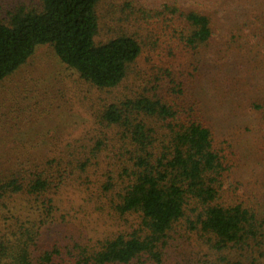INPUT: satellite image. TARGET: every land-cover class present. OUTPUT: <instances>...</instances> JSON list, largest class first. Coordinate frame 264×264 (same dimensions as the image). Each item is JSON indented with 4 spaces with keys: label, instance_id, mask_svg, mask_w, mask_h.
Masks as SVG:
<instances>
[{
    "label": "trees",
    "instance_id": "1",
    "mask_svg": "<svg viewBox=\"0 0 264 264\" xmlns=\"http://www.w3.org/2000/svg\"><path fill=\"white\" fill-rule=\"evenodd\" d=\"M100 1L38 0L40 8L19 7L9 14L8 23L0 19V82L38 46L49 44L61 62L91 86L117 88L142 47L125 34L96 43ZM240 1L226 49L249 66L248 78L261 73L258 80L264 83V0ZM184 17L189 45H207L214 32L210 17L198 11ZM171 83L179 92L181 84ZM254 105L261 108L263 103ZM197 114L191 105L180 106L147 91L104 107L100 120L117 130L126 157L127 184L115 208L121 214H137L140 223L134 232L114 235L92 251L79 246L84 250L76 264H161L168 232L188 214L193 218H188L190 226L213 236L220 251L247 250L257 241L263 222L254 209L224 200L223 158L211 127ZM55 143H32L31 149L24 147L2 164L0 264L64 260L56 244L49 248L43 243L44 233L64 212V201L56 194L70 174L87 168L104 142L97 140L92 149L78 145L69 154ZM11 151H20L19 145Z\"/></svg>",
    "mask_w": 264,
    "mask_h": 264
},
{
    "label": "rangeland",
    "instance_id": "2",
    "mask_svg": "<svg viewBox=\"0 0 264 264\" xmlns=\"http://www.w3.org/2000/svg\"><path fill=\"white\" fill-rule=\"evenodd\" d=\"M240 5V0H101L96 43L125 34L142 47L117 88L91 86L49 44L38 46L0 82V173L8 157L31 149L32 143L56 141L69 154L78 145L92 149L97 140L104 142L87 168L70 174L56 194L64 201V212L44 233L43 243L60 248L64 260L59 264H76L84 250L79 246L92 251L106 239L139 227L137 214L115 208L127 184L126 157L117 130L103 125L100 114L110 102L146 91L191 105L199 113L223 158L224 200L254 209L263 222L250 248L220 251L213 236L190 226L188 218H193L188 214L168 232L161 264H264V83L258 80L261 73L248 78L249 66L226 49ZM19 7L40 5L38 0H0V19L8 23L9 14ZM190 11L210 17L214 32L207 45L194 48L187 42L184 15ZM171 82L181 84L179 92ZM255 103L263 106L256 108ZM18 145L20 151H11ZM3 227L0 216V232Z\"/></svg>",
    "mask_w": 264,
    "mask_h": 264
}]
</instances>
